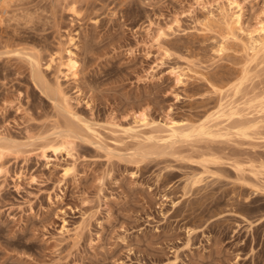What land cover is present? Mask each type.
Wrapping results in <instances>:
<instances>
[{"label":"rangeland","instance_id":"374dc122","mask_svg":"<svg viewBox=\"0 0 264 264\" xmlns=\"http://www.w3.org/2000/svg\"><path fill=\"white\" fill-rule=\"evenodd\" d=\"M16 5L0 17V264H264V111L246 109L264 99V52H246L264 0ZM65 50L75 79L49 66ZM202 125L214 139L192 137Z\"/></svg>","mask_w":264,"mask_h":264},{"label":"bare ground","instance_id":"6f19581e","mask_svg":"<svg viewBox=\"0 0 264 264\" xmlns=\"http://www.w3.org/2000/svg\"><path fill=\"white\" fill-rule=\"evenodd\" d=\"M21 0H0V17L3 16V14H8V12L11 13V8L13 6H17L16 5V2L17 4H19ZM24 5V4H23ZM21 7V5L19 6ZM19 7H17V9H19ZM21 8H24V7H21ZM20 8V9H21ZM19 9V11H20ZM10 10V11H9ZM23 10V9H22ZM18 11V12H19ZM9 13V14H10ZM8 14V15H9ZM15 16H20V15H17V14H14ZM14 16V17H15ZM10 17H11V14H10ZM30 17V16H29ZM2 18V17H1ZM0 18V19H1ZM9 18V17H8ZM17 18V17H16ZM14 18V19H16ZM10 20V19H9ZM12 20V19H11ZM224 44V43H223ZM221 45V44H220ZM226 47V46H225ZM225 47H223L222 45L217 47V53H222L224 52L225 50ZM227 50V48H226ZM246 52L248 53V55L250 56H253L254 58H257L261 53L263 54L264 52V24H262L260 26V29H259V37L257 39H255V41L252 43V45L246 49ZM31 63V67H32V77H33V80L36 84V86L47 96V95H51L50 97H52L54 100H56L58 103H59V106L61 107V109L66 113V115H68L69 117H74L75 116V112L74 110L71 108L72 106L70 105V100L68 98V96L65 94V92L62 90L61 88V85L58 81V77L54 80L53 82V88H51L47 81V79L45 78L42 70H41V66H40V61L38 59V57H33L30 61ZM50 64L49 66H53L54 69H56L55 72H57L56 74H59V75H62L64 79L66 80H69V79H75L76 77V73L78 71V63L77 61L75 60L74 58V55L72 52H70L69 50H65V56L63 55H60L58 54L55 58L51 59L50 60ZM47 66V68L49 67ZM245 75V74H244ZM246 76H242V80L237 83V84H234L230 87V89H235L236 92L237 91H240L241 90V86L243 84V82L245 81V78ZM241 78V77H240ZM248 80V79H247ZM246 83V82H245ZM244 86V85H243ZM244 90V89H243ZM234 91V90H233ZM235 92V91H234ZM238 94V93H237ZM253 102H250L252 101ZM249 101V100H248ZM247 104V108L246 109H255V108H259L258 110L256 111H264V99H251ZM242 107V106H241ZM239 109V108H238ZM242 111V110H241ZM240 112V110H239ZM243 112V111H242ZM241 112V113H242ZM241 113H240V116H241ZM251 113V112H250ZM257 113V112H256ZM261 113V112H260ZM217 114V115H216ZM214 114V116H216L218 119H223V117H228V118H232L234 116H238L239 113L237 110H234V109H226V106H222L218 111L217 113ZM254 115V113H253ZM242 117V116H241ZM213 119L215 117H212ZM211 118V119H212ZM216 118V119H217ZM235 118V117H234ZM212 119V120H213ZM139 126L141 128H149V129H152L153 126L151 125V123L145 118V117H142L140 120H139ZM168 126V125H167ZM246 126V125H245ZM247 128L249 126H246ZM245 127V128H246ZM163 128V127H162ZM165 128V127H164ZM167 128V130H166ZM164 130H166V133L165 135L168 137V138H175L176 136H179V132H181L182 130H184L186 128L185 125L181 124V123H177V122H172L168 127H166ZM87 129V128H86ZM155 129V127H154ZM152 130L154 133H160V131L156 132L155 130ZM160 129V128H159ZM163 130V129H162ZM163 130V131H164ZM209 130V129H208ZM207 128H205L204 125L198 127L194 134L192 135V137H195L196 139L199 138V137H208V138H211L214 134L211 132V131H208ZM165 132V131H164ZM246 133V131H244ZM157 135V134H156ZM159 137V136H158ZM157 137V138H158ZM184 138V141L185 140H188V138L190 136L188 135H184L182 136ZM156 138V137H155ZM213 139L215 138L214 136L212 137ZM210 140V139H208ZM6 150H8V147L5 146L4 144H0V154H3ZM152 151L153 153V149L150 150V152Z\"/></svg>","mask_w":264,"mask_h":264}]
</instances>
